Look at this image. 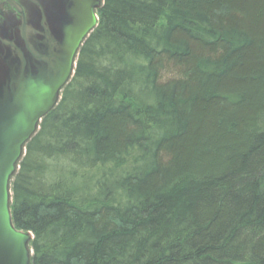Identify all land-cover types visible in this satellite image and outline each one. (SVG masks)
<instances>
[{
  "label": "trees",
  "instance_id": "1",
  "mask_svg": "<svg viewBox=\"0 0 264 264\" xmlns=\"http://www.w3.org/2000/svg\"><path fill=\"white\" fill-rule=\"evenodd\" d=\"M29 140L31 264H264V0H104Z\"/></svg>",
  "mask_w": 264,
  "mask_h": 264
},
{
  "label": "water",
  "instance_id": "2",
  "mask_svg": "<svg viewBox=\"0 0 264 264\" xmlns=\"http://www.w3.org/2000/svg\"><path fill=\"white\" fill-rule=\"evenodd\" d=\"M56 1H12L19 16L4 15L0 23V264H31L33 234L15 225L12 183L29 140L74 76L104 3Z\"/></svg>",
  "mask_w": 264,
  "mask_h": 264
},
{
  "label": "flooded vegetation",
  "instance_id": "3",
  "mask_svg": "<svg viewBox=\"0 0 264 264\" xmlns=\"http://www.w3.org/2000/svg\"><path fill=\"white\" fill-rule=\"evenodd\" d=\"M12 1H15L16 4L21 3L24 7L31 3V0H0V23H2L4 15L13 13L19 16V10L13 6Z\"/></svg>",
  "mask_w": 264,
  "mask_h": 264
},
{
  "label": "bare ground",
  "instance_id": "4",
  "mask_svg": "<svg viewBox=\"0 0 264 264\" xmlns=\"http://www.w3.org/2000/svg\"><path fill=\"white\" fill-rule=\"evenodd\" d=\"M56 2L59 3V0H57ZM56 7H58V6H56ZM56 10H57V9H56ZM72 78H73V77H72ZM61 99H62V95H61ZM14 180H15V179H14ZM13 182H14V181H13ZM12 184H13V183H12Z\"/></svg>",
  "mask_w": 264,
  "mask_h": 264
}]
</instances>
